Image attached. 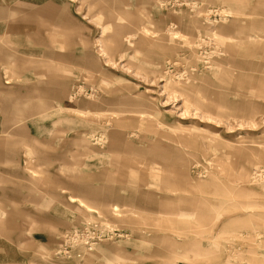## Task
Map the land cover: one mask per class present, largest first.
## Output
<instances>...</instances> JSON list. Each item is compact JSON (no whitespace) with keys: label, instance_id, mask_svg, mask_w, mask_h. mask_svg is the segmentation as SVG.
<instances>
[{"label":"rangeland","instance_id":"374dc122","mask_svg":"<svg viewBox=\"0 0 264 264\" xmlns=\"http://www.w3.org/2000/svg\"><path fill=\"white\" fill-rule=\"evenodd\" d=\"M245 32L264 0H0V264H264Z\"/></svg>","mask_w":264,"mask_h":264},{"label":"bare ground","instance_id":"6f19581e","mask_svg":"<svg viewBox=\"0 0 264 264\" xmlns=\"http://www.w3.org/2000/svg\"><path fill=\"white\" fill-rule=\"evenodd\" d=\"M245 37H247V39H244V37H240L242 39H237L238 42H240L241 44L244 45V48L247 47L249 45V43L252 45V46H255L258 50L259 49H262L264 47V42H263V38H264V35L263 34H259V33H256V34H252L251 32H245ZM228 37V36H227ZM235 37L237 38V36L235 35ZM247 43V44H246ZM238 45V44H237ZM247 45V46H246ZM257 50V51H258ZM249 51V50H247ZM263 51V49H262ZM252 52V50H251ZM258 64V63H257ZM260 67V66H259ZM251 146V145H250ZM258 146H252V147H249L250 149H255L257 148ZM243 151V149H240ZM92 209V208H91Z\"/></svg>","mask_w":264,"mask_h":264},{"label":"crops","instance_id":"0c3cea01","mask_svg":"<svg viewBox=\"0 0 264 264\" xmlns=\"http://www.w3.org/2000/svg\"><path fill=\"white\" fill-rule=\"evenodd\" d=\"M1 136L5 137L6 135H1Z\"/></svg>","mask_w":264,"mask_h":264}]
</instances>
